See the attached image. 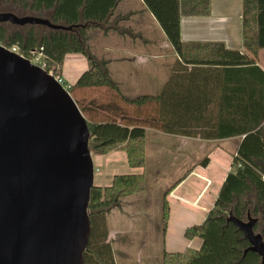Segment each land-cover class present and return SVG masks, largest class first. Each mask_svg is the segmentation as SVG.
<instances>
[{
  "label": "trees",
  "instance_id": "1",
  "mask_svg": "<svg viewBox=\"0 0 264 264\" xmlns=\"http://www.w3.org/2000/svg\"><path fill=\"white\" fill-rule=\"evenodd\" d=\"M118 1L12 0V5L25 12L17 15L45 18L70 29L0 23V42L16 46L24 56L42 47L46 70L53 68L58 73L66 54L87 58V69L67 90L87 121L91 153L121 150L130 168H143L148 129L204 140L242 136L212 209L201 224L184 231L188 239L201 238L200 248L164 252L159 264H260L255 252L244 253L249 243L227 218L229 213L242 221L248 216L256 218L253 229L264 238V131L260 127L264 121V72L256 65L258 52L264 49V0H241L245 53L226 49L222 43L181 40V16L208 15L209 0H142L182 62L174 67L159 94L131 99L109 77L108 61L91 53L86 36L90 27H98L104 34L109 30L131 33L118 22L129 14L112 17ZM239 75L245 76V84L238 85ZM181 76L189 82L182 85ZM228 76L230 81H226ZM207 163V156L199 162L201 166ZM145 183V173L140 172L116 174L109 185H93L84 264H116L106 215L121 205L122 198L142 192ZM167 218L164 199L163 227Z\"/></svg>",
  "mask_w": 264,
  "mask_h": 264
},
{
  "label": "crops",
  "instance_id": "2",
  "mask_svg": "<svg viewBox=\"0 0 264 264\" xmlns=\"http://www.w3.org/2000/svg\"><path fill=\"white\" fill-rule=\"evenodd\" d=\"M121 1H118L112 17L129 14L127 19L118 22L131 33L120 34L109 30L103 35L98 27H90L86 32L89 49L97 58L108 61L107 73L126 98L157 95L181 60L142 0H137L140 9H129L126 5L120 7ZM209 1L208 15L181 16V40L222 43L226 49L245 53L241 31V0ZM141 13H148L155 21L157 27L154 33L134 22V17ZM102 35L107 38L115 36L114 41L100 46L98 39ZM77 56L84 58L79 53L64 56L60 75L67 85H71L79 75ZM72 58L74 61H71ZM67 59H70V68L64 71ZM84 65L82 62L81 69L85 68ZM256 65L264 72V49L259 50ZM187 69L190 70L191 65H187ZM228 77L226 81H230ZM181 78L182 85L189 82L188 77ZM240 84H245L244 75L238 76ZM260 127L264 131V121ZM241 139L242 136H233L204 140L148 129L145 140L146 163L143 168H130L121 150L96 154L94 169L95 164L99 169L94 171V185H109L116 174L145 173L144 190L122 198L121 205L106 215L108 240L115 262L116 257L124 260L127 254L135 253L140 254L139 262L143 260L141 254H144L147 262L159 264L164 252H181L186 248L198 250L202 244L201 238L188 239L184 231L187 227L201 224L212 209ZM200 151L204 154L201 158ZM205 156L208 157V163L201 166L199 162ZM177 164L180 166L177 167ZM164 199L168 205L165 227L162 226ZM153 204L155 212L157 210L156 214L154 212L155 217L151 213ZM152 217L154 221L150 220ZM134 226L139 229L127 230Z\"/></svg>",
  "mask_w": 264,
  "mask_h": 264
},
{
  "label": "water",
  "instance_id": "3",
  "mask_svg": "<svg viewBox=\"0 0 264 264\" xmlns=\"http://www.w3.org/2000/svg\"><path fill=\"white\" fill-rule=\"evenodd\" d=\"M70 29L0 12V23ZM86 119L68 90L29 59L0 45V264H84L94 163ZM227 221L264 264L256 218Z\"/></svg>",
  "mask_w": 264,
  "mask_h": 264
},
{
  "label": "rangeland",
  "instance_id": "4",
  "mask_svg": "<svg viewBox=\"0 0 264 264\" xmlns=\"http://www.w3.org/2000/svg\"><path fill=\"white\" fill-rule=\"evenodd\" d=\"M122 5H126V7H128L129 9H140V4H139V2L137 0H122L121 1V4H120V7ZM0 11H3V12L4 11H13V13L19 14V15H23V13L25 14V12L20 7L12 5V3L9 2V0L0 3ZM139 13H140V11H139ZM134 22H136L141 27H144L146 29H149L152 33L155 32V29L157 27V25L155 24V21H153V19L148 15V13H143V14L141 13L140 15L135 16L134 17ZM126 25L128 26L129 24L127 23ZM101 33L103 34V31H101ZM110 34H113V32L110 33ZM154 36H156V35H154ZM114 38H115V36L114 37L111 36L110 38L109 37L107 38L105 36L100 37L98 39V44L100 46H102L103 44H106V43H109V42L114 41ZM83 57H84L83 59L80 58L79 56L76 57L77 58V61H78V63L76 65L79 66V68H80L79 75L85 69H87L86 63L88 64V61H87V58L84 55H83ZM69 61H70V59H67L66 60L65 67H63L64 68V71H68L69 70V68H70ZM71 61H74V59L72 58ZM82 62L85 63V65L83 66L85 68L84 69L82 68L83 70L81 69ZM73 65H74V63H73ZM79 75H78V77H79ZM67 76H69V75H67ZM77 78H76V80H77ZM95 155H96L95 153H91L92 159L95 158ZM98 155H100V154H98ZM203 155L204 154L200 151L199 152V157L201 158ZM179 166H180V164H177V167H179ZM98 169H99L98 166L95 164L94 171H97ZM151 209H152V212L151 213L153 214V217H155V214H156L157 210L155 212V206H154V204L151 206ZM154 212H155V214H154ZM153 217L150 219L151 221H154V218ZM132 229L133 230H138L139 228H137L135 226L134 227H131V228H127V230H132ZM151 230H152V227H151ZM139 255L140 254L137 255L135 253L127 254V258L124 259V260H121L118 257H116V263H118V264H136L137 263L136 261H138V264H154V263H158V262H147L146 259L144 258V254H141L143 260H142V262H139V257H138Z\"/></svg>",
  "mask_w": 264,
  "mask_h": 264
},
{
  "label": "built area",
  "instance_id": "5",
  "mask_svg": "<svg viewBox=\"0 0 264 264\" xmlns=\"http://www.w3.org/2000/svg\"><path fill=\"white\" fill-rule=\"evenodd\" d=\"M0 45L6 47L7 49H9L12 52H15L27 59L30 60V62L42 69H44L48 74L52 75L59 83H61L66 89L68 88L69 85L65 84L64 80L62 79L60 72L58 73L57 71H55L53 68H49L48 70H46V54L43 51V48L40 47L39 49L33 50L28 56H24L16 46H5L3 43L0 42Z\"/></svg>",
  "mask_w": 264,
  "mask_h": 264
},
{
  "label": "flooded vegetation",
  "instance_id": "6",
  "mask_svg": "<svg viewBox=\"0 0 264 264\" xmlns=\"http://www.w3.org/2000/svg\"><path fill=\"white\" fill-rule=\"evenodd\" d=\"M5 1H8V0H0V3L2 2H5ZM12 0H9V2H11ZM0 12H3V11H0Z\"/></svg>",
  "mask_w": 264,
  "mask_h": 264
}]
</instances>
